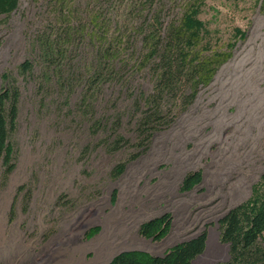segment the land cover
I'll return each mask as SVG.
<instances>
[{
    "label": "rangeland",
    "instance_id": "obj_1",
    "mask_svg": "<svg viewBox=\"0 0 264 264\" xmlns=\"http://www.w3.org/2000/svg\"><path fill=\"white\" fill-rule=\"evenodd\" d=\"M72 1L83 20L108 5ZM184 1L168 3L167 15ZM56 5L18 0L0 12V90L8 73L21 91L13 168L0 160V264H107L125 250L163 254L202 232L206 248L192 264L228 260L219 221L264 174V0H204V55L231 57L192 101L160 95V119L150 118L159 91L152 60L139 66L124 51L116 70L106 60L96 70V43L85 37L59 69L49 65L34 44L64 30ZM28 58L35 67L24 75L18 67ZM190 173L200 179L184 187ZM164 215L171 221L162 238L142 232Z\"/></svg>",
    "mask_w": 264,
    "mask_h": 264
},
{
    "label": "trees",
    "instance_id": "obj_2",
    "mask_svg": "<svg viewBox=\"0 0 264 264\" xmlns=\"http://www.w3.org/2000/svg\"><path fill=\"white\" fill-rule=\"evenodd\" d=\"M17 1L0 0V12L11 11ZM175 1L178 0H104L107 6L102 5L101 11L83 20L80 9L72 0H57L58 22L65 26L64 30L57 26L54 37L53 33L40 36L34 45L38 44L41 56L56 68L61 58L68 57L70 45L85 37L96 43L99 64L96 70L101 68L104 60L108 61V72L116 70L114 61L124 51H128L130 57L136 55L139 66L152 60L159 91L149 100L156 109L150 118L160 119L158 110L163 94L173 95L172 100L177 102L181 93L180 97L186 96L187 102L192 101L199 86L207 85L219 66L231 57L230 52L216 50L204 55L211 45L210 39L206 40L210 31L200 17L204 0H185L181 11L169 17L166 6ZM34 67V62L28 58L18 69L20 73L30 75ZM188 89L191 93L186 95ZM20 95V87L5 73L0 90V160H4L9 171L13 168L14 154L10 136L16 124ZM199 179L200 173H190L183 186L189 187ZM170 221L169 215L158 217L144 223L142 232L162 238ZM219 224L220 238L229 245V259L212 264H264V174L254 187V195L231 208ZM206 244L207 233L202 232L174 244L163 254L125 250L107 264H192Z\"/></svg>",
    "mask_w": 264,
    "mask_h": 264
},
{
    "label": "bare ground",
    "instance_id": "obj_3",
    "mask_svg": "<svg viewBox=\"0 0 264 264\" xmlns=\"http://www.w3.org/2000/svg\"><path fill=\"white\" fill-rule=\"evenodd\" d=\"M2 218L4 219V216H2ZM5 221H1V225H0V237H2V238H0V243L2 242V243H4L3 241V238H4V235H5V230H6V228H5ZM74 232V231H73ZM8 240V239H7ZM100 252V251H99ZM84 257V256H83ZM101 257H102V255L101 254H99V255H97V258H96V260H95V262H99L100 260H101ZM82 259V258H81ZM86 259V258H85ZM84 258H83V260H82V264H84L85 262H86V260H85ZM87 263V262H86Z\"/></svg>",
    "mask_w": 264,
    "mask_h": 264
},
{
    "label": "water",
    "instance_id": "obj_4",
    "mask_svg": "<svg viewBox=\"0 0 264 264\" xmlns=\"http://www.w3.org/2000/svg\"><path fill=\"white\" fill-rule=\"evenodd\" d=\"M226 245H228V244H226Z\"/></svg>",
    "mask_w": 264,
    "mask_h": 264
}]
</instances>
